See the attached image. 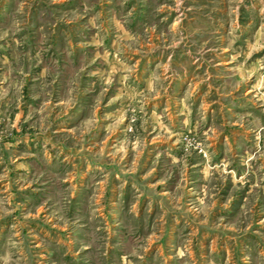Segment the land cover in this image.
Wrapping results in <instances>:
<instances>
[{
  "label": "rangeland",
  "instance_id": "1",
  "mask_svg": "<svg viewBox=\"0 0 264 264\" xmlns=\"http://www.w3.org/2000/svg\"><path fill=\"white\" fill-rule=\"evenodd\" d=\"M0 264H264V0H0Z\"/></svg>",
  "mask_w": 264,
  "mask_h": 264
}]
</instances>
